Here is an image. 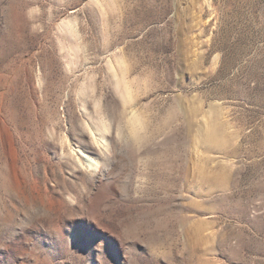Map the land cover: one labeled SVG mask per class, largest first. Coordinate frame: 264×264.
Instances as JSON below:
<instances>
[{"label": "rangeland", "instance_id": "rangeland-1", "mask_svg": "<svg viewBox=\"0 0 264 264\" xmlns=\"http://www.w3.org/2000/svg\"><path fill=\"white\" fill-rule=\"evenodd\" d=\"M0 264H264V0H0Z\"/></svg>", "mask_w": 264, "mask_h": 264}, {"label": "bare ground", "instance_id": "bare-ground-1", "mask_svg": "<svg viewBox=\"0 0 264 264\" xmlns=\"http://www.w3.org/2000/svg\"><path fill=\"white\" fill-rule=\"evenodd\" d=\"M205 136V135H204ZM205 145L209 148L213 146L212 140H214V131L207 132L205 138L203 137ZM215 144V143H214ZM216 146V145H214Z\"/></svg>", "mask_w": 264, "mask_h": 264}]
</instances>
